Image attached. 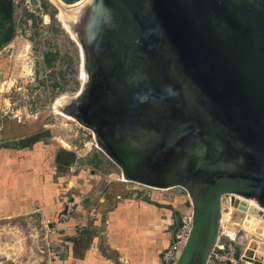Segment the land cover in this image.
<instances>
[{
  "label": "water",
  "instance_id": "1",
  "mask_svg": "<svg viewBox=\"0 0 264 264\" xmlns=\"http://www.w3.org/2000/svg\"><path fill=\"white\" fill-rule=\"evenodd\" d=\"M61 22L84 80L59 108L130 181L188 195L174 264H207L223 196L264 219V0H94Z\"/></svg>",
  "mask_w": 264,
  "mask_h": 264
},
{
  "label": "crops",
  "instance_id": "2",
  "mask_svg": "<svg viewBox=\"0 0 264 264\" xmlns=\"http://www.w3.org/2000/svg\"><path fill=\"white\" fill-rule=\"evenodd\" d=\"M11 106L0 94V264H161L176 211L187 209L91 171L62 178V196L52 195V168L63 164ZM68 202L73 214L57 222ZM37 246L40 261L27 262Z\"/></svg>",
  "mask_w": 264,
  "mask_h": 264
},
{
  "label": "rangeland",
  "instance_id": "3",
  "mask_svg": "<svg viewBox=\"0 0 264 264\" xmlns=\"http://www.w3.org/2000/svg\"><path fill=\"white\" fill-rule=\"evenodd\" d=\"M80 1L58 0V6L52 0H0V94L12 102L14 114L32 126L35 137L50 147L51 154H58L63 166L51 171L52 195L58 196H62V178L82 171L113 182L123 180L120 169L96 146L91 130L57 109L79 93L83 80L79 49L61 22L65 11L77 8L73 5ZM125 182L148 199L176 203L187 213L191 211L181 187L156 189ZM230 198L222 197L223 221L207 264H264L261 209L251 207L248 200L247 212L234 209ZM185 214L176 211L177 220ZM41 249L35 247L34 257L30 253L27 262L40 261Z\"/></svg>",
  "mask_w": 264,
  "mask_h": 264
},
{
  "label": "built area",
  "instance_id": "4",
  "mask_svg": "<svg viewBox=\"0 0 264 264\" xmlns=\"http://www.w3.org/2000/svg\"><path fill=\"white\" fill-rule=\"evenodd\" d=\"M74 212V204L68 202L59 215L60 221H66ZM172 243L161 254V264H174L183 247L192 226L191 211L181 217Z\"/></svg>",
  "mask_w": 264,
  "mask_h": 264
},
{
  "label": "bare ground",
  "instance_id": "5",
  "mask_svg": "<svg viewBox=\"0 0 264 264\" xmlns=\"http://www.w3.org/2000/svg\"><path fill=\"white\" fill-rule=\"evenodd\" d=\"M55 4H58V6H59V2H58V0H52ZM93 4H94V0H81L80 2H78V3H76V4H74L73 6L75 7V6H78V7H82L83 5H85V8H92L93 7ZM62 7V6H61ZM67 7V6H66ZM63 8V7H62ZM72 9V8H71ZM112 21L114 22V23H116V21H117V19L115 18V19H112ZM112 23V22H111ZM82 77H83V80H84V76H83V74H82ZM58 109V108H57ZM60 112H62V110L59 108L58 109ZM62 113H64L66 116H67V112H62ZM94 140H95V138H94ZM95 143H96V140H95ZM99 144L98 143H96V146L100 149V147L98 146ZM107 156V155H106ZM108 157V156H107ZM109 158V157H108ZM117 166V165H116ZM122 174V178H123V180H125V181H129V182H134V181H130L123 173H121ZM168 188H171V187H167V188H163V189H168ZM248 201H250L251 202V204H252V206L251 207H255V208H259L258 207V205L256 204V202L253 200V199H247ZM223 221V217H222V201H221V216H220V223ZM247 224V223H246ZM256 224V223H255ZM254 224V225H255ZM250 226H252V225H250ZM230 230V229H229ZM262 231L264 232V226H263V228H262ZM238 232H236V234H237ZM229 234V233H228ZM232 235V234H231ZM233 236V235H232Z\"/></svg>",
  "mask_w": 264,
  "mask_h": 264
}]
</instances>
